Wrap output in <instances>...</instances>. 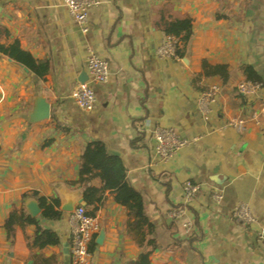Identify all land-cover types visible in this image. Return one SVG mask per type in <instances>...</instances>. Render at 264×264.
I'll list each match as a JSON object with an SVG mask.
<instances>
[{
  "label": "crops",
  "instance_id": "obj_1",
  "mask_svg": "<svg viewBox=\"0 0 264 264\" xmlns=\"http://www.w3.org/2000/svg\"><path fill=\"white\" fill-rule=\"evenodd\" d=\"M178 19L193 26L184 56L160 59L162 26ZM0 26V264H71L68 214L43 223L38 200L59 203L61 191L84 196L100 185L79 183L81 154L95 141L121 158L128 185L142 196L159 244L151 264H264V88L249 97L236 89L247 80L245 66L264 83V0H99L86 35L62 0H0ZM14 45L45 73L12 60L6 52ZM92 54L109 63V76L104 84L89 80L96 103L84 113L71 93ZM205 62L227 66L229 82L201 77ZM214 89L203 109V94ZM41 101L49 118L38 122ZM233 118L249 120L244 136L226 126ZM159 127L188 143L167 163L155 153ZM186 184L198 187L190 199ZM105 196L97 209L85 207L99 218L89 264H136L132 220ZM241 202L255 219L251 227L232 221ZM18 210L54 232L58 244L36 238L33 226L9 236L5 224Z\"/></svg>",
  "mask_w": 264,
  "mask_h": 264
},
{
  "label": "trees",
  "instance_id": "obj_2",
  "mask_svg": "<svg viewBox=\"0 0 264 264\" xmlns=\"http://www.w3.org/2000/svg\"><path fill=\"white\" fill-rule=\"evenodd\" d=\"M192 27L190 19L164 22L162 30L165 36L177 39V57L182 58L184 56L186 47L193 34ZM4 31L6 30L0 26V33ZM0 51L3 52L5 50L0 48ZM6 53L12 60L17 61L20 65L22 64L33 73L40 76L45 73V68L38 67L29 54L21 51L18 45L11 46ZM241 71L247 79L246 82H262L251 67L245 66ZM200 76L204 78H219L223 84H227L231 78V72L225 65L212 66L205 62L202 64ZM196 81H198V78L195 79ZM79 177L81 186L94 181L100 184L98 187L91 185L85 188L84 199L88 207L97 209L99 205L106 201L105 193L109 192L113 195L115 203L128 212V216L132 220L129 225L130 232L136 246L141 251L136 264H151L149 257L159 250V244L155 238L157 229L144 215L141 194L128 185L125 167L121 158L109 153L101 142L88 143L80 157ZM38 202L39 206L44 209L41 213V219L49 223H55L62 219L63 214L55 210L59 206L57 200L47 202L45 199H39ZM27 226L35 227L36 238L49 240L52 245L58 244V238L54 232L43 228L37 218L31 219L21 210L10 213L5 224V230L9 236H12L16 229L21 230ZM194 240L199 241L201 239L199 236L196 237L195 234Z\"/></svg>",
  "mask_w": 264,
  "mask_h": 264
},
{
  "label": "built area",
  "instance_id": "obj_3",
  "mask_svg": "<svg viewBox=\"0 0 264 264\" xmlns=\"http://www.w3.org/2000/svg\"><path fill=\"white\" fill-rule=\"evenodd\" d=\"M62 5L69 13L75 26L82 35L89 32V14L98 5L99 0H62ZM177 39L166 37L159 48L157 56L163 60H178L176 55ZM87 82L79 84L71 93L75 104L81 112H91L96 103L95 94L92 88L88 85L89 80L96 84H104L109 76V63L100 57L92 54L89 56L85 67ZM264 83L243 82L237 85V92L249 97L256 95L262 91ZM217 90L214 89L210 94H203L200 100V106L204 109L208 105L211 96H216ZM251 121L259 124L257 115L250 116ZM249 120L245 118H233L228 121L226 126L234 130L239 136H244L248 130ZM155 143V153L161 163H167L178 153L179 150L188 146L186 141H183L176 134L175 130L170 127H159L153 132ZM198 187L192 184H186L184 187L185 197L192 198L197 194ZM213 200L217 203L221 200L220 194H215ZM176 216V214H173ZM232 221L241 227H251L255 224V219L252 217L250 208L246 203H239L231 214ZM98 217L90 214L84 207L77 206L73 212L68 213V228L70 233V262L71 264H89L92 259L90 252V244L93 241L95 233L98 231ZM28 245L29 238H25ZM259 242L264 249V235L259 237Z\"/></svg>",
  "mask_w": 264,
  "mask_h": 264
},
{
  "label": "water",
  "instance_id": "obj_4",
  "mask_svg": "<svg viewBox=\"0 0 264 264\" xmlns=\"http://www.w3.org/2000/svg\"><path fill=\"white\" fill-rule=\"evenodd\" d=\"M87 80H88V77L86 73L80 74L78 78V82L80 84L87 82ZM48 118H49V107L45 102L41 101L37 106L35 119L36 121L41 122V121L47 120ZM77 206H81L84 208L87 206L84 196L80 191L73 192V193H70L67 191L60 192L59 206H58L59 212L68 214L70 212H73ZM31 208L33 211L32 213L33 217H36L37 215H39V210L36 207L32 206ZM42 222L46 223L45 220H42Z\"/></svg>",
  "mask_w": 264,
  "mask_h": 264
}]
</instances>
